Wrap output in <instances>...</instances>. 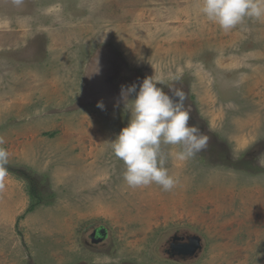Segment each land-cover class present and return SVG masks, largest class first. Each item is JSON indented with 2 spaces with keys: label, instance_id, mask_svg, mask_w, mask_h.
<instances>
[{
  "label": "rangeland",
  "instance_id": "obj_1",
  "mask_svg": "<svg viewBox=\"0 0 264 264\" xmlns=\"http://www.w3.org/2000/svg\"><path fill=\"white\" fill-rule=\"evenodd\" d=\"M198 6L0 0V264H264V19L224 32ZM177 74L208 145L169 156L174 190L129 188L109 147L129 118L121 87ZM194 235L195 257L167 252Z\"/></svg>",
  "mask_w": 264,
  "mask_h": 264
},
{
  "label": "clouds",
  "instance_id": "obj_2",
  "mask_svg": "<svg viewBox=\"0 0 264 264\" xmlns=\"http://www.w3.org/2000/svg\"><path fill=\"white\" fill-rule=\"evenodd\" d=\"M17 4L22 0H16ZM198 11L222 31L228 32L246 19H264V0H199ZM166 79L171 83H166ZM181 75L168 78L145 77L122 86L120 99L129 114L128 122L115 138L109 141L112 154L124 165L122 178L129 188L158 185L170 192L179 185V177L169 174L165 166L169 156L187 161L206 149L209 137L197 124H190L191 108L183 90ZM179 83L181 86L177 87ZM166 85L170 95L157 85ZM129 97H132L129 99ZM97 107L104 110L102 101ZM5 140L0 137V145ZM162 145H177L174 153L162 151ZM9 153L0 147V179L7 174Z\"/></svg>",
  "mask_w": 264,
  "mask_h": 264
},
{
  "label": "water",
  "instance_id": "obj_3",
  "mask_svg": "<svg viewBox=\"0 0 264 264\" xmlns=\"http://www.w3.org/2000/svg\"><path fill=\"white\" fill-rule=\"evenodd\" d=\"M177 236L173 237L176 240ZM174 241L170 248L167 250L172 256H183L187 258H192L197 255V253L202 249L201 238L199 236H187V240L184 242H178L174 245Z\"/></svg>",
  "mask_w": 264,
  "mask_h": 264
},
{
  "label": "flooded vegetation",
  "instance_id": "obj_4",
  "mask_svg": "<svg viewBox=\"0 0 264 264\" xmlns=\"http://www.w3.org/2000/svg\"><path fill=\"white\" fill-rule=\"evenodd\" d=\"M106 237H107V231L102 225L95 227L89 236L90 241L93 244H100L101 242H103L106 239ZM186 240H187V236H184V237L179 236L178 238H176V240L171 239L170 244H169V248H170L171 244L173 243V241L175 243L174 245H176L178 242H184Z\"/></svg>",
  "mask_w": 264,
  "mask_h": 264
},
{
  "label": "trees",
  "instance_id": "obj_5",
  "mask_svg": "<svg viewBox=\"0 0 264 264\" xmlns=\"http://www.w3.org/2000/svg\"><path fill=\"white\" fill-rule=\"evenodd\" d=\"M22 175L24 176V177H26V179H27V181H28V183H29V185H30V187H31V189H32V191L30 192V196H31V199H34V200H39L40 198H39V192H38V188L37 187H35V186H33L34 185V180L32 179V177L30 176V175H28V174H23L22 173ZM38 196V197H37Z\"/></svg>",
  "mask_w": 264,
  "mask_h": 264
}]
</instances>
